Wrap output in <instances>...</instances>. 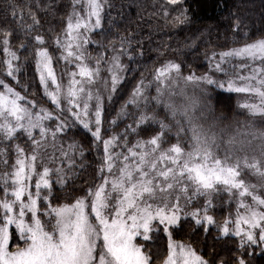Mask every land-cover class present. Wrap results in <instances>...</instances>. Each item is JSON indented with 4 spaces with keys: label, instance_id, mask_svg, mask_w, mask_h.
Returning a JSON list of instances; mask_svg holds the SVG:
<instances>
[{
    "label": "snow or ice",
    "instance_id": "1",
    "mask_svg": "<svg viewBox=\"0 0 264 264\" xmlns=\"http://www.w3.org/2000/svg\"><path fill=\"white\" fill-rule=\"evenodd\" d=\"M25 7L26 16L10 4L16 29L0 28V264H250L252 249L264 253V32L249 36L234 16L244 46L205 53L203 74L168 58L166 46L150 78L137 77L129 64L143 59V38L109 39L136 0H70L59 32L39 16L60 15L57 0ZM189 11L187 0H161L158 15L175 27L191 23ZM28 57L43 102L21 83ZM129 73L132 88L108 120ZM217 89L258 100L239 105L249 113L243 131L225 126ZM129 117L122 132L106 127ZM86 148L95 180L79 187ZM224 203L234 210L218 219ZM161 234L163 257L150 243Z\"/></svg>",
    "mask_w": 264,
    "mask_h": 264
},
{
    "label": "trees",
    "instance_id": "2",
    "mask_svg": "<svg viewBox=\"0 0 264 264\" xmlns=\"http://www.w3.org/2000/svg\"><path fill=\"white\" fill-rule=\"evenodd\" d=\"M62 5L60 15L55 18L44 13H39L41 23L44 25V30L53 26L56 32H59L64 24L63 13L69 10L70 0H57ZM29 0H0V28L12 27L16 29L15 23L11 21L9 12V5L14 4L17 11L23 10L25 16L27 15V8L25 5ZM117 7H119V0H116ZM138 7H130L126 9L127 15L120 21L119 31H113L110 34V40H116L120 35H127L129 31L137 33V38L144 40V57L137 64H129L130 68L136 69L137 77L142 73L145 77L151 76L152 69L159 65L160 60L157 49L171 46L166 51L168 58L176 59L185 64L192 71L197 74H203L207 70V59L205 53L212 51H221L233 47H243L244 40L240 36H234L231 32V18L234 16L242 17L248 24L249 36L258 37L261 32H264V0H187L189 7V14L191 16V23L188 25L173 26L164 25L163 20L159 18L158 11L161 0H136ZM7 17V20H6ZM30 23V21H29ZM18 31V30H17ZM95 35V34H94ZM151 36V38H149ZM19 49V40L24 39L23 34L15 37ZM100 39V37H96ZM195 41V47L190 48L188 45ZM109 40H105L108 44ZM171 49H176L173 52ZM89 51L94 58L97 55L96 46L90 45ZM2 58V54H0ZM90 63L94 64L95 60ZM124 63L128 64L127 60ZM62 62L55 65L59 68ZM187 75V71L184 73ZM21 83L28 87L29 93L35 92L36 98L44 101L42 89H40L38 78L35 73L32 58L28 57L24 66L21 68L20 75ZM129 82L124 85V91L120 93V97L116 105L109 108L108 120L115 118L116 112L119 110V104L127 99V92L132 88V74H128ZM14 83V82H13ZM17 90H21L18 88ZM219 95L214 96L215 101H225L223 107L217 106V113L224 111L226 116V125L231 124L230 131L235 132L242 124L244 119V112L239 108L240 94L227 93L217 89ZM150 95H155L154 86L150 91ZM130 112L134 111L129 109ZM260 122V121H259ZM133 123L132 119L122 118L118 120V126L111 128L106 124V127L111 129V132L118 133L124 131L128 124ZM259 126V125H258ZM84 137L85 145L91 140L90 134L85 132L82 128L77 130L76 137L79 139ZM135 137H130L134 140ZM86 162L84 169H77L82 172L80 180L77 182L79 187H87L95 180V167L93 160L95 153L85 150ZM230 208L234 210V205L230 206L227 203L218 205L215 208V215L218 219L229 214ZM166 237L163 234L160 238L150 242L152 244V252L164 256L166 250ZM177 240L184 239V234L181 233L176 236ZM213 241L211 238H205L200 247L205 253L211 251ZM218 250L224 249L225 246L216 245ZM252 256L249 258L250 264H264V253L258 248L251 250ZM159 264V260L157 261Z\"/></svg>",
    "mask_w": 264,
    "mask_h": 264
},
{
    "label": "rangeland",
    "instance_id": "3",
    "mask_svg": "<svg viewBox=\"0 0 264 264\" xmlns=\"http://www.w3.org/2000/svg\"><path fill=\"white\" fill-rule=\"evenodd\" d=\"M63 69H64V65L62 63L59 68L58 67L56 68V71L58 73H60ZM104 75H107V74L104 73ZM189 91H191V90H189ZM240 95L241 96H240V99H239V105L243 104V103H253V102L258 103V100H255L253 97L249 96L248 94L241 93ZM242 110L244 112V116H243L244 119L241 122L242 125L237 128V129H240L241 131H243L244 122L249 119V113L247 112V110H244V109H242ZM257 125H260L259 120H257ZM251 179H252L253 182H255V177H251Z\"/></svg>",
    "mask_w": 264,
    "mask_h": 264
}]
</instances>
